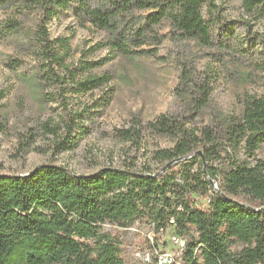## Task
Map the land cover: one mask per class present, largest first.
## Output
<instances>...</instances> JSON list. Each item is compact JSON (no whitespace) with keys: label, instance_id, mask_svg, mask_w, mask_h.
I'll return each instance as SVG.
<instances>
[{"label":"trees","instance_id":"obj_1","mask_svg":"<svg viewBox=\"0 0 264 264\" xmlns=\"http://www.w3.org/2000/svg\"><path fill=\"white\" fill-rule=\"evenodd\" d=\"M10 1L17 0L0 4ZM25 1L41 17L34 27L41 82L46 88L70 87L67 91L77 94H90L110 77L76 79L67 62L70 37L52 39L46 29L56 9L76 3L79 26L90 23L106 32L110 47L125 56L145 52L130 48L149 39L160 44L164 36L156 27L163 22L171 38L203 47L214 46L221 28L227 27L215 0ZM242 5L247 13L264 17V0H242ZM257 45L264 56V43ZM255 68L264 78V57ZM61 111L38 127L54 154L78 145L74 130L79 126L86 131L83 123L90 116V108L66 105ZM144 130L174 141L172 147L153 152L156 171L143 161L136 170L133 163L110 164L92 174L52 163L25 174L0 173V264H125L119 236L103 230V224L124 229L140 222L153 224L157 232L168 228L170 219L173 230L187 239L178 264H264V159L256 153L264 142V92L244 99L237 116L224 117L217 125L195 129L161 114L146 126L132 123L117 134L138 144ZM206 198L204 207L199 199ZM153 243L148 241V249L164 248Z\"/></svg>","mask_w":264,"mask_h":264},{"label":"rangeland","instance_id":"obj_2","mask_svg":"<svg viewBox=\"0 0 264 264\" xmlns=\"http://www.w3.org/2000/svg\"><path fill=\"white\" fill-rule=\"evenodd\" d=\"M215 2L227 27L221 28L214 46L171 38L168 23L163 22L156 27L164 36L160 44L149 39L139 48H130L145 52L130 56L112 49L106 32L90 23L79 26L76 3L56 9L46 21V29L52 39L70 37L67 62L76 79L110 77L90 94L67 91L70 87L46 88L41 82L44 75L38 72L34 38L40 15L25 0L0 4V173L25 174L40 164L52 163L77 174H92L110 164L133 163L136 170L143 161L156 171L158 163L150 160L153 152L172 147L173 139L144 130L140 142L133 144L121 139L119 129L132 123L146 126L161 114L175 116L195 129L237 116L244 99L264 92V78L255 68L264 57L257 45L259 40L264 43V17L247 13L242 0ZM15 23L19 26L14 27ZM239 47L246 52L241 53ZM66 105L69 109L90 108V116L83 123L86 131L79 126L74 130L78 145L54 154L48 151L38 127ZM256 153L264 159V142ZM238 155L245 157L242 150ZM102 228L119 236L125 264H133L136 249L147 247L150 234L146 224L133 230L108 223ZM150 236L154 239L151 244L163 248L167 241L165 249L172 247L168 234Z\"/></svg>","mask_w":264,"mask_h":264},{"label":"built area","instance_id":"obj_3","mask_svg":"<svg viewBox=\"0 0 264 264\" xmlns=\"http://www.w3.org/2000/svg\"><path fill=\"white\" fill-rule=\"evenodd\" d=\"M211 186H214L215 189H217V186L215 185V182H211ZM203 204L204 207L207 206L208 199H203L202 202H199ZM140 222H135L132 226L124 228V230H133L135 227H140ZM148 227V233L151 235L153 233L158 232H165V235L168 234V241L172 245L171 248L165 249L166 245L168 244L167 241L164 242V252H153L148 250V241H154L153 236L151 237L148 235L147 240V247L136 249L133 253V259L134 262L138 264H178L181 262L179 255L180 252L184 250V242L187 240L185 237H182L178 235L175 230H173L174 227V220L170 219V225L168 228L163 229L160 228L157 232L154 231V225L150 224ZM167 242V243H166Z\"/></svg>","mask_w":264,"mask_h":264},{"label":"bare ground","instance_id":"obj_4","mask_svg":"<svg viewBox=\"0 0 264 264\" xmlns=\"http://www.w3.org/2000/svg\"><path fill=\"white\" fill-rule=\"evenodd\" d=\"M214 187V186H213ZM163 233V232H161ZM151 243V242H150ZM153 244V243H152ZM184 245H185V242H184ZM149 251H153V252H164V248L163 249H158V248H151V249H148Z\"/></svg>","mask_w":264,"mask_h":264},{"label":"water","instance_id":"obj_5","mask_svg":"<svg viewBox=\"0 0 264 264\" xmlns=\"http://www.w3.org/2000/svg\"><path fill=\"white\" fill-rule=\"evenodd\" d=\"M199 154H200V152H199ZM47 165H49V164H42V166H47ZM50 166H53V165H50Z\"/></svg>","mask_w":264,"mask_h":264}]
</instances>
